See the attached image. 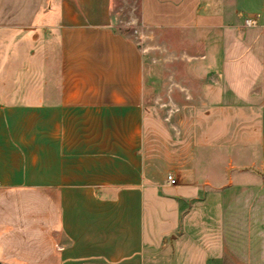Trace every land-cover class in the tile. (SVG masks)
Wrapping results in <instances>:
<instances>
[{
    "label": "crops",
    "instance_id": "obj_1",
    "mask_svg": "<svg viewBox=\"0 0 264 264\" xmlns=\"http://www.w3.org/2000/svg\"><path fill=\"white\" fill-rule=\"evenodd\" d=\"M139 1L208 79L166 169L112 0H0V264H264V0Z\"/></svg>",
    "mask_w": 264,
    "mask_h": 264
},
{
    "label": "rangeland",
    "instance_id": "obj_2",
    "mask_svg": "<svg viewBox=\"0 0 264 264\" xmlns=\"http://www.w3.org/2000/svg\"><path fill=\"white\" fill-rule=\"evenodd\" d=\"M139 4V0H112L113 29L135 43L142 53L147 148L160 162L155 168L166 169L179 165L178 154L191 148L192 119L210 112L194 108L198 97L205 94L208 79L201 77L193 59L184 55V40L177 32H152L142 26ZM163 43H169L170 48H163Z\"/></svg>",
    "mask_w": 264,
    "mask_h": 264
},
{
    "label": "built area",
    "instance_id": "obj_3",
    "mask_svg": "<svg viewBox=\"0 0 264 264\" xmlns=\"http://www.w3.org/2000/svg\"><path fill=\"white\" fill-rule=\"evenodd\" d=\"M245 23H246V25H249L251 22L246 21ZM167 182L170 183V184H174L175 183V180L172 178L171 175H168L167 176Z\"/></svg>",
    "mask_w": 264,
    "mask_h": 264
}]
</instances>
